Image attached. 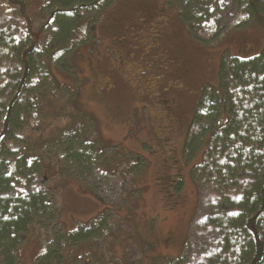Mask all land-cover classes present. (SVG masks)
I'll return each mask as SVG.
<instances>
[{"label":"trees","instance_id":"16d2710c","mask_svg":"<svg viewBox=\"0 0 264 264\" xmlns=\"http://www.w3.org/2000/svg\"><path fill=\"white\" fill-rule=\"evenodd\" d=\"M234 1L244 7L245 22L256 20L264 31V0ZM117 2L0 0V260L3 264H21L20 247L34 224L56 227L58 236L52 246L44 247L36 264H58L64 257L63 248L73 241H82L87 234L107 224L106 213H99L92 221L69 231L62 221L63 209L41 182L49 180L46 175L52 149L61 153L62 170L67 167L77 172L78 177H90L95 170L114 175L113 171L120 167L123 159L120 151L106 155L109 149L118 146L104 141L94 115L79 105L81 81L75 61L80 44L76 41L79 24L85 21L94 29L102 14ZM168 2L178 6L197 41H213L227 29L223 15L211 4L205 7L201 4L197 14L190 5H198L199 0ZM186 2L190 4L188 8ZM173 50L169 47L166 55L160 57V63L167 65ZM236 50L244 54H233L230 50L222 53L218 86L207 84L203 88L184 149L186 157H193L209 136L203 161L193 164L192 175L198 186L197 209L205 203L211 214L197 223L195 231L200 237L219 238V242L199 262L192 261V250L183 249L172 258L163 256V264H264V45L250 54L241 46ZM175 61L174 56L169 62L172 64L169 74L178 67ZM52 65L73 74L78 84L60 82ZM148 66L151 70L147 71L153 72L151 63ZM157 72H162L160 67ZM175 108L170 102L167 111ZM176 109L180 122L185 114L182 104ZM145 161L141 160V167ZM136 169L134 166L133 171ZM132 182L136 188L133 179ZM169 183L166 186L169 196L180 195V186Z\"/></svg>","mask_w":264,"mask_h":264},{"label":"rangeland","instance_id":"374dc122","mask_svg":"<svg viewBox=\"0 0 264 264\" xmlns=\"http://www.w3.org/2000/svg\"><path fill=\"white\" fill-rule=\"evenodd\" d=\"M201 4H211L226 22L225 32L213 41L195 40L178 6L168 0H118L102 14L94 29L85 21L79 24L76 41L80 44L75 56L81 81L79 105L94 115L104 141L118 146L109 149L107 157L118 150L125 161L122 159L114 175L95 170L90 177H78L67 167L63 171L61 153L51 150L49 180L41 183L63 209L66 228L75 230L101 213H106L108 220L104 228L63 248L64 257L58 264H163V256L170 254L172 258L183 249L192 250V261L199 262L219 242V238L200 237L195 231L197 223L211 214L205 203L197 209L198 186L192 175L193 164L203 161L209 136L193 157L184 154L186 138L203 88L207 84L218 86L222 53L230 50L244 54L237 52L240 46L247 54L258 51L264 45V31L256 20L245 22L244 7L237 1L186 2L197 14ZM146 23V35L135 36L137 28L142 26V32ZM158 23L165 34L156 44L157 39L150 35L159 33ZM169 47L174 49L170 61L175 56L174 63L178 64L172 74V64H163V68L160 64ZM132 48L133 53L127 54ZM146 55H150L153 72H144L145 67L138 65ZM157 65L163 80L156 79ZM51 67L60 82L78 84L61 66ZM166 80L174 87L164 95ZM170 102L173 108L182 104L185 114L180 122L176 108L167 111ZM169 156L177 162H171ZM140 159H146L143 167ZM134 166L137 169L133 171ZM180 174L184 179L181 194L171 197L166 186ZM56 229L31 226L20 247V263L36 264L44 247L57 242Z\"/></svg>","mask_w":264,"mask_h":264},{"label":"flooded vegetation","instance_id":"af4514ba","mask_svg":"<svg viewBox=\"0 0 264 264\" xmlns=\"http://www.w3.org/2000/svg\"><path fill=\"white\" fill-rule=\"evenodd\" d=\"M136 22H138V23H140V21H136ZM145 25V26H144ZM143 25V28H142V32H140V29H141V27L142 26H139V28H137V30H136V34H135V36H138V35H146V33L147 32H144V29L146 28L147 30H148V25H147V23L146 24H144ZM158 25V27H159V30L157 31L156 30V33L157 32H159L158 34H155L154 36H152V35H150L149 33H148V36L150 35V37L152 38V37H155L156 39H157V41H156V44H159L158 43V40L159 39H162L163 37H164V34L165 33H163L162 32V26H161V24L160 23H158L157 24ZM150 29H151V33L153 32V30H152V28L150 27ZM149 31V30H148ZM153 34H154V32H153ZM150 52H153L151 49L149 50ZM136 52V51H135ZM131 54V53H133V48L132 49H130V51H129V49H128V53L127 54ZM171 54V53H170ZM168 57H169V55H168ZM141 61L138 63V65L141 63V65L143 66V67H145L146 68V70L144 71V72H146L147 70H151V68H149V64H150V60H151V58H150V55H146V56H142V58L140 59ZM170 61L168 60V61H166V64L167 65H170V63H169ZM161 68H162V64H164L162 61H161ZM171 68H172V66H171ZM156 79L159 81V79L160 80H163L164 79V75H162V72H158V76L156 77ZM166 84L164 85V88H163V94H165V92H166V89L168 88V92H169V90H172L173 89V85L171 84V83H169V82H167V80H166V82H165ZM166 87V88H165ZM184 95H185V97H186V93L184 92L183 93ZM185 99V98H184ZM183 99V100H184ZM171 160H172V162L173 163H176L177 161L176 160H174V157L173 156H171V158H170ZM175 178H176V182H175V179H174V177H172L171 178V182L173 183V184H175L177 187L178 186H180L179 188H182V186H183V182H184V179H183V177H181V176H175Z\"/></svg>","mask_w":264,"mask_h":264},{"label":"snow or ice","instance_id":"6c2138e0","mask_svg":"<svg viewBox=\"0 0 264 264\" xmlns=\"http://www.w3.org/2000/svg\"><path fill=\"white\" fill-rule=\"evenodd\" d=\"M221 3H223V0H221Z\"/></svg>","mask_w":264,"mask_h":264}]
</instances>
